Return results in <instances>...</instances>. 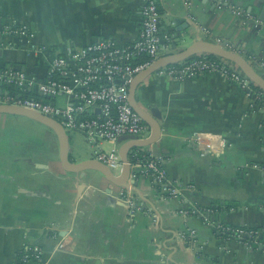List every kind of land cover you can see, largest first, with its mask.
Returning a JSON list of instances; mask_svg holds the SVG:
<instances>
[{
  "label": "crops",
  "instance_id": "obj_1",
  "mask_svg": "<svg viewBox=\"0 0 264 264\" xmlns=\"http://www.w3.org/2000/svg\"><path fill=\"white\" fill-rule=\"evenodd\" d=\"M146 1L0 0V77L15 69L46 81L56 57L101 40L133 45ZM157 2L162 32L172 38L169 55L197 39L221 41L264 73V0ZM228 5L257 22L241 23ZM9 25L26 27L30 37L5 34ZM0 91L10 89L0 82ZM137 97L162 127L160 140L140 151L162 158L183 196L172 199L148 178L120 188L94 170L68 173L53 131L0 115V264H264V250L225 241L215 229L264 230V103L213 75L179 82L154 74ZM197 134L225 147L202 153L192 142ZM68 136L73 163L96 159L82 132ZM192 207L212 212L211 224L182 213ZM30 250L40 259L23 260Z\"/></svg>",
  "mask_w": 264,
  "mask_h": 264
},
{
  "label": "built area",
  "instance_id": "obj_2",
  "mask_svg": "<svg viewBox=\"0 0 264 264\" xmlns=\"http://www.w3.org/2000/svg\"><path fill=\"white\" fill-rule=\"evenodd\" d=\"M228 7L241 23L257 22L241 8ZM161 20L157 0H147L142 8L139 39L133 45L120 46L113 40H101L69 57H56L48 66L46 81L28 77L21 70H7L0 77V82L10 91H0V105L22 107L53 118L61 123L68 134L82 132L97 148L95 158L116 176H120L123 170L120 141H146L151 136L150 127L130 105L129 87L139 74L172 51V38L162 32ZM5 34L30 37L26 27L15 25L6 27ZM259 63L264 70V62ZM156 74L179 82L211 75L222 76L249 89L250 95L255 96L256 100L262 96V93L253 90L250 80L237 67L223 59L213 60L209 55L195 56L188 61L163 68ZM27 92L47 98L48 101L32 98ZM62 97L65 99L62 106L51 102ZM192 142L202 153L213 154L221 146L225 147L213 135L197 134ZM104 143L111 146L110 150L102 148ZM129 159L131 180L148 178L155 188H160L172 199L177 200L183 196L184 188L169 178L162 158L146 155L140 149H135L130 152ZM182 213L200 216L206 224H211L212 212L208 210L192 207ZM215 229L225 241H235L250 249L264 250L261 230L224 225H217ZM32 255L40 259L38 250H30L24 253L23 260H29Z\"/></svg>",
  "mask_w": 264,
  "mask_h": 264
},
{
  "label": "water",
  "instance_id": "obj_3",
  "mask_svg": "<svg viewBox=\"0 0 264 264\" xmlns=\"http://www.w3.org/2000/svg\"><path fill=\"white\" fill-rule=\"evenodd\" d=\"M178 37L180 38V35ZM203 54L223 59L237 67L250 80L251 85L257 87L264 95V73H260L246 57L241 55L240 49L231 48L228 43H212L197 39L186 49L160 58L150 68L139 74L129 87L130 105L143 122L150 127L151 136L146 141H130L121 147L120 157L123 163V170L120 176H116L103 162L97 159L73 163L70 159L69 136L59 121L22 107L10 105H0V115L27 118L53 131L59 141L60 160L66 172L80 173L85 170H94L101 173L108 182L117 187L128 188L130 185L137 186V181L131 180L130 152L135 149L145 150L147 147L157 143L162 135V127L157 119L140 105L137 97L138 91L151 76L163 68L177 65ZM247 91L250 93L249 89Z\"/></svg>",
  "mask_w": 264,
  "mask_h": 264
},
{
  "label": "trees",
  "instance_id": "obj_4",
  "mask_svg": "<svg viewBox=\"0 0 264 264\" xmlns=\"http://www.w3.org/2000/svg\"><path fill=\"white\" fill-rule=\"evenodd\" d=\"M209 57L211 59H213V60H219L218 58L213 57V56H209ZM252 88H253L254 91L261 93V91L257 87H252ZM32 94L33 93L27 92V95L28 96H30ZM34 98L39 99V100H42L43 102H47L48 101L47 98H42L41 96H35ZM256 101H258L259 103H264V95L262 94V96L260 97V99H257ZM229 207H230V205H229ZM254 230H261V229H254ZM262 232H263L262 235H263V239H264V230H262ZM219 236H222V235L220 234Z\"/></svg>",
  "mask_w": 264,
  "mask_h": 264
},
{
  "label": "rangeland",
  "instance_id": "obj_5",
  "mask_svg": "<svg viewBox=\"0 0 264 264\" xmlns=\"http://www.w3.org/2000/svg\"><path fill=\"white\" fill-rule=\"evenodd\" d=\"M111 146L107 147V149H105L106 151L110 150Z\"/></svg>",
  "mask_w": 264,
  "mask_h": 264
}]
</instances>
